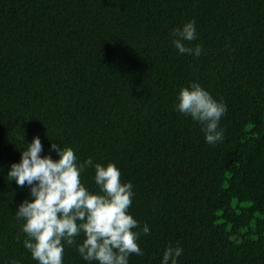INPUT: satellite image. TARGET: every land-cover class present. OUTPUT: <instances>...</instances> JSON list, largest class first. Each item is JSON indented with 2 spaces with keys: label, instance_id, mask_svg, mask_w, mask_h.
Here are the masks:
<instances>
[{
  "label": "trees",
  "instance_id": "16d2710c",
  "mask_svg": "<svg viewBox=\"0 0 264 264\" xmlns=\"http://www.w3.org/2000/svg\"><path fill=\"white\" fill-rule=\"evenodd\" d=\"M190 20L199 57L172 44ZM192 82L227 105L221 143L175 108ZM34 136L132 183L150 232L129 264L169 244L177 264H264V0H0V264H38L15 217L30 188L7 178ZM63 264L90 262L66 246Z\"/></svg>",
  "mask_w": 264,
  "mask_h": 264
},
{
  "label": "clouds",
  "instance_id": "9594fccd",
  "mask_svg": "<svg viewBox=\"0 0 264 264\" xmlns=\"http://www.w3.org/2000/svg\"><path fill=\"white\" fill-rule=\"evenodd\" d=\"M172 44L180 54L199 57L200 44L189 47L197 38L196 24L190 20L172 29ZM175 108L202 125L206 143L223 142L224 130L219 124L227 105L215 99L199 83L182 87ZM20 139L24 140V136ZM51 155H41L43 144L34 136L27 148L21 150L19 163L13 162L7 174L20 188H30V198L22 201L15 212L23 221L26 235L24 246L38 264H63L65 247L75 246L85 260L96 264H129L131 255H144L139 246L142 234L150 232L129 213L134 198L133 185L122 182L120 169L112 162L93 163L88 157L79 160L70 146L52 143ZM94 167V181L99 191L89 190L82 182V173ZM83 236L82 242L77 241ZM182 248L169 244L163 250L161 264H177ZM12 264H19L13 261Z\"/></svg>",
  "mask_w": 264,
  "mask_h": 264
}]
</instances>
